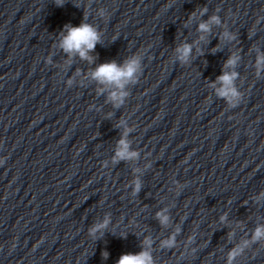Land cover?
Here are the masks:
<instances>
[{"label": "clouds", "instance_id": "obj_1", "mask_svg": "<svg viewBox=\"0 0 264 264\" xmlns=\"http://www.w3.org/2000/svg\"><path fill=\"white\" fill-rule=\"evenodd\" d=\"M58 5H61L63 3V0H56ZM202 10V14H203ZM104 15L103 10L101 11V16ZM210 23H220V19L218 16H212L210 17L209 21H205L199 24L198 30L200 32H210ZM225 36H228L227 33L224 34ZM234 37H229V39H232ZM203 39V37H201ZM100 41V35L96 28L88 23H81L78 27H73L70 25H65V34L62 35V39L60 40V47L62 50L69 54H78L80 58L89 60L93 59L89 53L95 49L96 44ZM178 53V58L181 60V62H187L188 58L191 55L192 52V45L185 43L183 46L178 47L176 49ZM236 63V57H231L225 67L232 66ZM258 64L264 63V57H259ZM138 67V60L133 58L128 61H126L123 65H118L116 62H109V63H102L100 64L92 73V78L96 80L98 83L102 85H112L115 87V91H112L109 99L111 101L116 102L117 106L123 102V97L127 95V93L121 91L125 84L130 81L135 72L137 71ZM237 74L235 72L229 73L224 72L221 76H219L217 79L219 83L221 84V87L217 89V95L230 99V98H236L239 96V93L234 87V80L236 78ZM215 87V85H213ZM231 102V99H230ZM127 133H125L126 136ZM118 148L115 154V160H127L131 159L138 154L135 152L129 151V144L125 138H122L118 142ZM0 163H3V161H0ZM140 182L137 180L135 183L134 192L138 193L140 190ZM157 218L159 219L160 223L162 225H166L168 223L169 217L165 215L163 212L157 213ZM221 219H224L223 217ZM109 223V220L106 218L103 223L96 224L90 229L91 234H95L97 231H100L103 228H106ZM261 238H264V226H258L255 229V232L253 234V241H258ZM175 238L172 237L169 240L165 241V245L171 247L174 244ZM145 245H150L151 241L148 239H145L144 241ZM238 251L240 250H233L229 254V264H232V260L235 258V256L238 254ZM104 256L107 257V253H104ZM117 264H153V259L151 254L146 251L142 250L141 252L137 254H124L121 255L119 260L117 261Z\"/></svg>", "mask_w": 264, "mask_h": 264}]
</instances>
